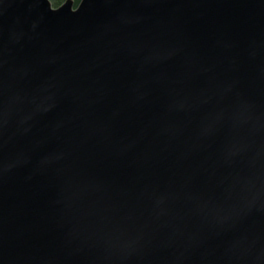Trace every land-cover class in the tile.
<instances>
[{"label": "water", "instance_id": "obj_1", "mask_svg": "<svg viewBox=\"0 0 264 264\" xmlns=\"http://www.w3.org/2000/svg\"><path fill=\"white\" fill-rule=\"evenodd\" d=\"M0 264H264V0H0Z\"/></svg>", "mask_w": 264, "mask_h": 264}, {"label": "trees", "instance_id": "obj_2", "mask_svg": "<svg viewBox=\"0 0 264 264\" xmlns=\"http://www.w3.org/2000/svg\"><path fill=\"white\" fill-rule=\"evenodd\" d=\"M51 1H52L53 5L55 7H57V6H60L63 3H65L67 0H51ZM74 2H75L76 5H78L81 2V0H74Z\"/></svg>", "mask_w": 264, "mask_h": 264}]
</instances>
